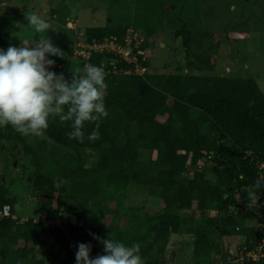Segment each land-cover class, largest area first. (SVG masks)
I'll use <instances>...</instances> for the list:
<instances>
[{
	"label": "trees",
	"instance_id": "trees-1",
	"mask_svg": "<svg viewBox=\"0 0 264 264\" xmlns=\"http://www.w3.org/2000/svg\"><path fill=\"white\" fill-rule=\"evenodd\" d=\"M83 32L87 42L113 37L123 42L128 28H87ZM180 35L189 67L212 71L215 64L203 51V37L212 35L189 32L186 24L177 31ZM153 36L149 31L142 42H134V52H148ZM77 39L79 43V35ZM76 59L79 67L86 65L83 58ZM90 63L105 71L108 116L99 122L98 140L87 138L95 129L91 122L84 125L83 143L69 139L71 122L62 123L58 117L49 120L45 132L52 144L46 140L38 147L27 143L10 125L0 127V154L5 149L3 140L16 141L32 158L34 179L29 177L27 182L34 193L48 199L38 213L46 211L49 219L68 215L70 223L65 227L76 245L68 242L60 228L34 223L33 216L23 224L2 220L0 264H77L79 243L91 245V258L106 254L93 234L126 246L139 244L143 264H165L173 234L193 235L194 257L201 260L212 258L220 239L243 236V246L252 247L262 236L259 226L263 221L259 217L256 225L251 212L258 216L264 212V189L256 167L257 161H264V92L256 80L152 74L148 72L149 62H144V76L126 74L122 71L126 63L113 53H94ZM67 79L71 80V73ZM207 161L215 166L201 170ZM56 178L62 184H57ZM130 186L150 191L165 207L143 215L140 208L126 203ZM250 192L259 197L257 205L248 206ZM7 195L8 188L1 181L0 207L10 205L16 213ZM113 201L115 208L108 204ZM229 207L236 210L230 213ZM193 209L202 214L203 223H194L193 217L181 218V211ZM209 211L216 216L205 217ZM86 215L96 219V230L87 229L80 221ZM108 216L114 221L126 218L127 224L101 222ZM247 221L253 224L249 226ZM40 247L48 249L44 258L35 253ZM225 247L232 255L227 244Z\"/></svg>",
	"mask_w": 264,
	"mask_h": 264
},
{
	"label": "rangeland",
	"instance_id": "rangeland-1",
	"mask_svg": "<svg viewBox=\"0 0 264 264\" xmlns=\"http://www.w3.org/2000/svg\"><path fill=\"white\" fill-rule=\"evenodd\" d=\"M6 0H0V3ZM9 5L0 6V49L11 46L20 47L22 40H37L39 34L27 27L25 14L36 12L50 24L48 36L54 46L64 53L63 57L50 56L55 65L50 69L66 78L70 67L81 63L75 57L77 35L85 38L87 28L127 27L139 40L145 38L149 31L154 32L148 50V72L152 74H189L212 77L253 78L264 92V0H10ZM6 18V19H4ZM24 22V23H23ZM71 23V25H69ZM186 24L189 32L207 33L204 38V49L215 67L212 71L191 69L182 45L183 36L177 31ZM19 33V36H13ZM137 34V35H135ZM197 36V35H196ZM207 37V38H206ZM22 39V40H21ZM80 43V42H79ZM78 43V44H79ZM191 56V53H190ZM189 56V57H190ZM192 62L196 59L190 58ZM50 122L54 118H50ZM30 145L38 147L42 141L52 144L44 133L40 137L24 136ZM4 150L0 154V183L6 184L9 198L18 216L35 217L41 204L48 199L34 193L33 186L27 179H34V163L26 153L24 146L16 141L3 140ZM52 148L50 145L49 149ZM147 157V156H146ZM215 166L211 161L202 163L201 170L209 171ZM55 175H49L54 177ZM56 178L57 184H62ZM89 189L86 188L85 193ZM128 206L140 208L142 214L152 215L165 207L163 201L150 191L130 186L126 197ZM54 200V208H57ZM111 208L116 202L108 203ZM62 210V209H61ZM76 214V213H74ZM181 218H194V223H203L202 214L193 209L181 211ZM216 212L209 211L205 217L212 218ZM38 217V216H37ZM35 217V218H37ZM73 218V217H72ZM108 216L104 224H127V219L114 221ZM102 220V219H101ZM87 229L96 230V219L86 215L80 220ZM70 221L68 219L67 224ZM73 223L77 220L73 218ZM248 225L253 224L247 221ZM70 241V240H69ZM194 236L173 234L164 255L165 264H232L225 251L226 241L220 239L217 252L211 259L194 257ZM245 243L243 236L231 238L229 244L242 249ZM76 244V241H75ZM22 246V244H21ZM47 248L35 250L38 258H44ZM233 259V258H232ZM1 261V254H0Z\"/></svg>",
	"mask_w": 264,
	"mask_h": 264
},
{
	"label": "clouds",
	"instance_id": "clouds-1",
	"mask_svg": "<svg viewBox=\"0 0 264 264\" xmlns=\"http://www.w3.org/2000/svg\"><path fill=\"white\" fill-rule=\"evenodd\" d=\"M27 27L37 40H22L20 47L0 49V127L11 126L16 132L27 136H42L49 127V119L58 117L71 122L69 139L83 143L86 122L95 124L88 135L89 141L99 139L100 121L108 116L104 101L105 71L94 65L71 66V80L50 69L55 61L50 56L63 57L61 49L45 36L50 24L36 12L25 14ZM19 36V33H13ZM65 109H67L65 111ZM259 186L260 181H257ZM251 203L259 197L250 192ZM30 218V217H29ZM31 219V218H30ZM94 239L103 245L106 254L90 257L91 245L79 243L75 254L77 264H143L139 244L126 246L120 241Z\"/></svg>",
	"mask_w": 264,
	"mask_h": 264
},
{
	"label": "built area",
	"instance_id": "built-area-1",
	"mask_svg": "<svg viewBox=\"0 0 264 264\" xmlns=\"http://www.w3.org/2000/svg\"><path fill=\"white\" fill-rule=\"evenodd\" d=\"M71 25V23H69ZM134 32H128L126 38L123 42L117 41L118 38H106L104 41L94 40L92 42H83V38L80 37L79 44L75 50V57L83 58L86 62V65H91L90 59L94 53L104 54V53H113L119 57V61H124L127 65L125 69L122 71L126 74H135L139 76H144L147 72L146 67L144 66V62H148L147 53L143 51L134 52L133 43L134 42H142L139 40L137 36H133ZM137 35V34H135ZM142 56V59L139 58ZM130 65H133L134 68L131 69ZM256 167L258 169V175L260 180L262 181V186L264 189V161H257ZM256 204L253 205H257ZM252 203H248V206H251ZM262 205H264V198L262 199ZM230 213L234 212L236 208L229 207ZM38 216V217H37ZM37 217V218H35ZM35 217H33L34 223H47L52 229L55 227L60 228L63 231L65 238L72 245L75 244V238L73 234L65 227L68 221V215L63 218H55L49 219L46 211H42L38 213ZM262 219L263 223L259 228L261 229L262 236L257 239V241L253 244L252 247L248 248L247 246H243L242 249H234V251H230L232 255H230L229 263L232 264H264V212L258 216ZM32 218V217H30ZM29 217L18 216L16 213H13L12 207L10 205H4L0 207V221L2 220H12L17 224H23L27 222ZM256 219V221H257ZM70 240V241H69ZM230 250V249H228ZM78 251V250H77ZM76 251V252H77ZM233 258V259H232Z\"/></svg>",
	"mask_w": 264,
	"mask_h": 264
},
{
	"label": "crops",
	"instance_id": "crops-1",
	"mask_svg": "<svg viewBox=\"0 0 264 264\" xmlns=\"http://www.w3.org/2000/svg\"><path fill=\"white\" fill-rule=\"evenodd\" d=\"M10 0H6L5 2L3 1L2 3H0V6H1V9L2 10H4V8H6L8 5H9V2ZM4 19H6V18H4ZM24 23V22H23ZM230 239L231 238H229V239H225V241H226V244H227V248L228 249H230V251L232 252V251H234V249H236V247L235 246H231L230 244H229V241H230Z\"/></svg>",
	"mask_w": 264,
	"mask_h": 264
},
{
	"label": "water",
	"instance_id": "water-1",
	"mask_svg": "<svg viewBox=\"0 0 264 264\" xmlns=\"http://www.w3.org/2000/svg\"><path fill=\"white\" fill-rule=\"evenodd\" d=\"M87 41V38H83V42H86ZM240 209H242V210H244V211H247L244 207H242V205L241 204H239V206H238ZM251 215L255 218V219H257L258 218V215L257 214H255L254 212H251ZM256 225H257V221H256Z\"/></svg>",
	"mask_w": 264,
	"mask_h": 264
}]
</instances>
